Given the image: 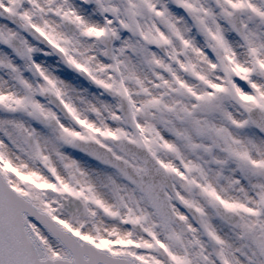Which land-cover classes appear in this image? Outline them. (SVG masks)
Instances as JSON below:
<instances>
[{"label":"snow or ice","instance_id":"obj_1","mask_svg":"<svg viewBox=\"0 0 264 264\" xmlns=\"http://www.w3.org/2000/svg\"><path fill=\"white\" fill-rule=\"evenodd\" d=\"M0 264H264V0H0Z\"/></svg>","mask_w":264,"mask_h":264}]
</instances>
